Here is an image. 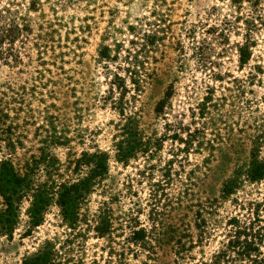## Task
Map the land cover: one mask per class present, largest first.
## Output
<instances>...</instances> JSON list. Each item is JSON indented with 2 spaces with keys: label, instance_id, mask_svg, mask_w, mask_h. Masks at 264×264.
Segmentation results:
<instances>
[{
  "label": "rangeland",
  "instance_id": "374dc122",
  "mask_svg": "<svg viewBox=\"0 0 264 264\" xmlns=\"http://www.w3.org/2000/svg\"><path fill=\"white\" fill-rule=\"evenodd\" d=\"M6 2L0 1V8ZM28 2L21 1L24 7ZM36 2L38 12L31 13L34 23L47 21L60 29L57 39L66 46L61 51L66 53L63 69L67 78L54 88L58 92L54 96L49 93L54 87L50 80L59 82L54 66H48L51 74L21 76L18 83L26 87L29 104L19 106L17 122L24 149L16 156L34 151L45 130L53 132L54 128L68 139L65 147L53 151L65 179L71 175L66 169L68 162L82 151L98 147L112 155L119 116L108 100L112 77L97 61L100 37L110 25L121 27L143 17L153 21L149 11L155 3L162 5L158 11L163 15L165 40L156 64L151 65L156 75L153 85L133 107L140 113L144 135L165 141L151 158L140 157L128 167L111 161L107 178L82 206L76 229L59 228L57 210L53 209L30 235L24 234L21 226L12 240L0 238V264H21L44 239L55 236L60 242L59 264L210 263L226 239V219L234 212L224 204L220 209L213 207L211 214L202 213L206 233L201 239L195 229V213L201 204L219 196L231 170L248 163L251 142L263 131L264 25L255 18L254 46L250 59L241 66L236 44L242 41L243 31L230 28L228 32L225 26V19L233 20L228 1ZM242 13L254 16L245 10ZM260 13L264 15V1ZM8 74L7 68L0 66V89L9 80ZM169 90L168 107L156 116V102ZM117 96L115 92L112 95ZM204 101L206 110L202 113ZM51 104L56 107L47 109ZM47 118L53 126L44 130ZM173 135L178 138L172 139ZM189 135V144L178 140L188 142ZM260 157L264 159V149ZM14 162L18 160L14 158ZM247 190V201L255 203L264 198V182ZM101 209L108 212L112 222L111 233L102 238L94 231ZM139 228L146 230L150 241L167 239L163 248L151 256L140 249L131 240V233Z\"/></svg>",
  "mask_w": 264,
  "mask_h": 264
},
{
  "label": "trees",
  "instance_id": "16d2710c",
  "mask_svg": "<svg viewBox=\"0 0 264 264\" xmlns=\"http://www.w3.org/2000/svg\"><path fill=\"white\" fill-rule=\"evenodd\" d=\"M21 1L27 0H7L0 8V66L7 68L10 75L0 89V238L7 240H12L21 226L24 227V234L30 235L45 223L53 209L57 210L59 228L63 231L76 229L82 206L107 178L111 161L128 167L140 157L151 158L165 141L144 135L140 113L133 107L141 94L153 85L156 75L151 65L156 64V56L165 40L163 15L158 11L162 5L155 3L149 11L153 21L143 17L134 23H124L121 27L110 25L100 37L97 61L112 77L108 100L119 116L111 145L112 155L98 147L82 151L68 162L66 169L71 175L65 179L60 161L53 151L65 147L68 139L56 132L55 128L53 132L45 130L48 125L53 126L52 120L47 118L42 127L45 134L39 139L38 147L27 155L23 154V157H17L18 150L24 149L23 135L17 122L18 110L24 102L27 106L29 104L26 87L18 83L21 76L33 72L40 76L45 72L51 74L48 66H54L56 78H59V82L50 80L54 87L49 93L54 96L58 93L54 88L67 78L63 69L66 53L61 51L66 46L57 39L60 29L47 21L36 25L31 13L38 12L39 3L29 0L24 7ZM220 1H228V11L233 17L232 23L225 19L228 32H231L230 28H236L235 32L243 31L242 41L236 44V49L239 64L245 65L254 46L253 34L257 29L255 18L264 25V15H259L264 0ZM218 9L213 7L212 10ZM243 10L255 17L244 15ZM222 36L225 37L223 33ZM114 92L118 94L116 98L112 97ZM32 94L34 96V92ZM170 96L169 90L156 102V116L164 114ZM206 103L204 101L200 106L202 113L206 110ZM52 107L56 105L51 104L47 109ZM188 137V142L178 140L189 144L192 136ZM176 138L177 135H173L172 139ZM261 149H264V126L261 136L251 142L248 163L231 170L222 183L219 196L201 204L195 213V229L201 239L206 233L202 213L211 214L213 207L220 209L224 204H229L234 212L226 219V239L220 243L208 264H264V198L255 203L246 199L250 192L247 188L264 182ZM14 158L18 163L14 162ZM239 193L243 195L239 197ZM111 223V216L101 209L97 215L95 233L101 238L107 236L111 233ZM131 240L151 256L156 253L155 250L163 248L167 239L150 241L146 230L139 228L131 233ZM190 242L192 244V240ZM57 244H60L57 236L44 239L35 252L23 257L21 264H59L61 251Z\"/></svg>",
  "mask_w": 264,
  "mask_h": 264
}]
</instances>
